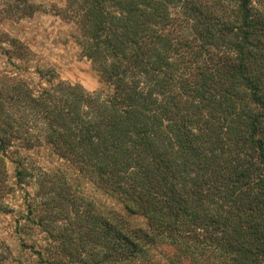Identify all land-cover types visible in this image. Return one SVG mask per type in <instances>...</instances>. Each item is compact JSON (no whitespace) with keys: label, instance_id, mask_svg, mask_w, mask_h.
<instances>
[{"label":"trees","instance_id":"trees-1","mask_svg":"<svg viewBox=\"0 0 264 264\" xmlns=\"http://www.w3.org/2000/svg\"><path fill=\"white\" fill-rule=\"evenodd\" d=\"M42 10L6 1L0 22ZM54 11L112 92L60 82L36 96L0 82V153L15 133L39 146L27 120L43 122L56 154L147 228L68 212L67 182L49 176L56 197L29 210L53 242L49 264H152L157 246L179 250L166 264H264V0H65ZM11 43L17 59L33 56ZM59 217L73 227L53 234Z\"/></svg>","mask_w":264,"mask_h":264},{"label":"rangeland","instance_id":"rangeland-1","mask_svg":"<svg viewBox=\"0 0 264 264\" xmlns=\"http://www.w3.org/2000/svg\"><path fill=\"white\" fill-rule=\"evenodd\" d=\"M6 1L14 0H0V4ZM28 1L42 6L43 10L32 18L5 19L0 22V82H19L36 96L60 82L80 85L87 93L101 94L103 98L110 95V87L101 80L90 61L82 56L78 27L62 20L54 11V8L64 7L65 0ZM11 40L27 47L33 56L19 60L9 54L17 49ZM8 111L20 121L28 115L13 103L8 105ZM27 122L36 125L32 133L39 146L29 148L24 140L25 134L15 133L12 147L0 153L3 161V167L0 165V264L51 262V254L55 251L53 242L40 226L36 215L29 210H37L41 202L56 197L59 187L50 178L55 175L65 179L67 189L74 199L67 206L68 212L76 210L88 214L89 210L99 217L124 219L133 229L147 228L145 217L131 213L115 194L99 188L90 178L56 154L45 140L48 133L43 122H34L32 118ZM22 166L27 175L23 182H19L18 173ZM49 180L55 185L50 186ZM50 225L53 234L67 233L73 227L65 217L57 218ZM150 254L152 264H166V257L179 255V250L171 246H157ZM200 259L205 262L208 257L199 258V264H205ZM143 264L149 262L145 260ZM185 264L193 262L188 258Z\"/></svg>","mask_w":264,"mask_h":264}]
</instances>
